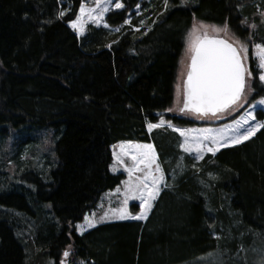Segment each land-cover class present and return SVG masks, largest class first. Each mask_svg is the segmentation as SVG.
I'll use <instances>...</instances> for the list:
<instances>
[{"label": "trees", "instance_id": "16d2710c", "mask_svg": "<svg viewBox=\"0 0 264 264\" xmlns=\"http://www.w3.org/2000/svg\"><path fill=\"white\" fill-rule=\"evenodd\" d=\"M69 1L0 0V154L20 171L19 181H9L0 157V264H62L66 251L72 264L264 261V129L201 161L181 149L176 132L147 130L162 117L197 125L169 111L193 21L227 22L244 39L264 43L258 1L168 0L166 7L152 0L122 31L89 26L82 38L69 23L83 0ZM121 1L122 10L106 15L110 27L124 25L143 3ZM256 63L248 68L251 104L264 98ZM47 134L48 169L21 170L24 149ZM121 141L154 144L167 188L145 224L108 222L80 235L75 225L126 178L110 170L112 146ZM139 210L132 202L130 211Z\"/></svg>", "mask_w": 264, "mask_h": 264}, {"label": "snow or ice", "instance_id": "6c2138e0", "mask_svg": "<svg viewBox=\"0 0 264 264\" xmlns=\"http://www.w3.org/2000/svg\"><path fill=\"white\" fill-rule=\"evenodd\" d=\"M111 2V0H109ZM168 0H165L167 7ZM115 8H123V4L116 0ZM97 7L100 8L98 16H93L95 9H86L83 4L80 7V16L71 27L83 34L84 21L81 17L87 15L93 22L102 20L104 13L109 11L108 7H100L97 0ZM64 15L63 12L60 13ZM129 21H125L128 23ZM108 28L109 25H103ZM255 27V25H251ZM208 26L202 22L194 23L188 36L186 55L190 59L187 66L186 79L183 80V88L177 85V100L183 96L181 113H193L197 118L207 119L217 117L218 114L227 109L237 106L244 99V93L247 86V79L252 77V72L246 67L245 60L248 57V46L246 43L237 41L238 46L228 42L226 39L216 36L210 37L207 31ZM214 33H227L228 24L225 22L223 27L211 26ZM119 31V28L116 29ZM251 39V37H249ZM110 47V45H109ZM256 58L258 59V69L264 70V43L254 45ZM184 76V73H181ZM259 80L264 81V71L258 73ZM261 106L264 111V98L252 104L251 108L256 109ZM171 111V109H169ZM249 120L256 121L249 124ZM165 122L161 119L157 123H148V131L161 127ZM248 125V127H244ZM169 127L172 125L169 123ZM243 129V131H241ZM264 129V122L257 121L253 111H248L240 119L235 121L234 125L223 129L218 133H213L205 129L195 137H189L185 130L173 127V131L185 137L184 143L180 145L186 153L195 152L198 159H203V153L208 152L213 156L221 148L237 145L251 139L258 131ZM230 133V134H229ZM128 156L133 161L131 168H125L129 174V181L125 182V207L113 211V215L120 220H146L148 213L153 207V202L157 199L161 191V185H166L164 179V170L158 162V155L152 144H121L120 152H113V157L118 165H124V157ZM143 166L141 168L140 166ZM113 167V171H115ZM144 171L143 178L137 177L133 183L131 177L134 172ZM129 200H139L140 212L137 215H130L126 207ZM107 213L101 217V222L107 218ZM86 224L77 226L81 234L86 228L95 227L96 221L85 217ZM65 257L69 256L66 251Z\"/></svg>", "mask_w": 264, "mask_h": 264}, {"label": "rangeland", "instance_id": "374dc122", "mask_svg": "<svg viewBox=\"0 0 264 264\" xmlns=\"http://www.w3.org/2000/svg\"><path fill=\"white\" fill-rule=\"evenodd\" d=\"M60 1L63 4H67V5L70 4L69 0H60ZM142 1H143V3L138 5L134 9L133 16L127 18V21H129V22L128 23H124V25H122V26L115 27V28L114 27H110V26L108 28H105L103 26L105 23H107L105 18H106V15L109 12L122 10L124 8V5H123V8H115L114 5H115L116 0H111V2H109V0H99L100 7L101 8L102 7H108L109 11L104 13L103 19L102 20H98V22H93L91 19H89V17L87 15L81 17V19L84 21L83 34H80L77 30H74L70 26L71 23L75 22L77 20V17L80 16V9H79L77 17L72 22L69 23V26L79 38H82V37L86 36L89 26L103 27V28H105V29H107V30H109L111 32H114V33L115 32H120V31L123 30V28L125 26H130L131 25V20L133 19V17L137 18L140 15H144V13L148 10L149 3H151L152 0H142ZM257 1H258V4H260V6H261V10L258 11V14L261 16L260 17L261 21L264 24V0H257ZM119 2L122 3L121 0H119ZM144 2L148 3V5H145ZM82 4L85 6L86 9H95V11L92 13L93 16H98L99 15L100 8L97 7V0H83ZM146 22H147V17L143 18L141 20V28L145 27L144 25H145ZM201 22L204 25L208 26L207 31H208L209 36L224 37L227 40H229L231 43H233L235 46H238L237 41L246 43L247 46H248V57L245 60L246 67L249 68V65H250L252 59L256 60L257 61L256 64L258 65V59L256 58V50L254 48V45L257 44V43H263V42H255L253 39H249V38L244 39L239 34H237L230 26H228L229 31L227 33L221 32V33L217 34V33H214L212 31L211 26L223 27L224 25H218V24H213V23L204 22V21H200V20H194L192 25L190 26L189 30L186 33L184 49L182 50L180 58H179V63H178V68H177V73H176V82H175V86H174V100H173V104H172V106L170 108L171 109L170 112H172L174 115H182L183 117L191 119L195 123H197L196 126L187 127V128L184 129L188 133L189 137H195V136L199 135V133L202 132L205 129H209L213 133H218L221 130L227 129L228 127L234 125L235 121L240 120L246 114V112H248L250 110L253 111L254 114L256 115L257 121L264 122V111L261 110V106L257 105L256 109H254V110L251 108L252 104L250 103V99H251V96L253 94V89H252L253 76L251 78L247 79V86H246L245 93H244V99L241 100L240 104L237 105V106H233L232 108H230L229 110H227V111H225L223 113L218 114L217 117L201 119V118H197V116L195 114H193V113H181L179 111V108L182 107L183 96L181 95V97L179 99V102H178V100H177V85L180 84L181 85V89L183 88V80L186 78L187 66L190 63V59L186 55L188 36H189V33L192 30L193 24L194 23L199 24ZM243 24H246V21ZM251 25H255V27L253 28V27H251ZM247 26L250 27L251 30L252 29H256V27H257V25L254 24V23L253 24L252 23H250V24L248 23ZM117 28H119V31H116ZM146 28H149V27H146ZM134 29L138 30L139 28H134ZM261 71H264V70H261ZM182 72L184 73V76H181ZM255 103H253V104H255ZM259 116H261L262 119L259 118ZM161 119L165 123L159 128L167 127L170 130H172L173 127L178 128V126H175V125H173L171 123L170 124L172 125V127H169L168 126L169 122H167L163 117L160 118L158 120V122H156V123L158 124ZM255 122L256 121L249 120V124H252V123H255ZM149 123H151V122H149ZM205 127H207V128H205ZM244 127L246 128V127H248V125H245ZM155 129H158V128H155ZM155 129H153L152 131H154ZM147 130H148V128H147ZM181 130H183V129H181ZM241 131H243V129H241ZM151 132H149V133H151ZM178 135L181 137V144H183L184 140H185V137L181 136L180 134H178ZM12 139L13 138H10V141H9V142H11V144H12ZM246 141H248V140H246ZM246 141H244V142H246ZM11 144H9L6 147V149H5V151L7 153L8 152L10 153V151L12 150ZM121 144H125V145H127V144H140V142H136V143H133V142L132 143H130V142L129 143L128 142H118V143H116V144H114L112 146V152L115 151V152L119 153ZM150 144H152V143H150ZM240 144H242V143H240ZM237 145H239V144H237ZM233 146H236V145H233ZM229 147H232V146H229ZM226 148H228V147H226ZM51 149H52V143H51V139H50V134H47L45 136V138H43L40 141V143L35 145L34 147L25 148L24 152H23V156L21 158L22 161H23V163L21 165V170H24V168L25 169L26 168H31V169H37V170L45 172L48 169L49 165L51 164L50 160L47 159V157H46V155H48V154H50L52 152ZM222 149H224V148H221L219 151H221ZM156 153H157V151H156ZM187 154L191 155L197 161H201L202 160V159H198L197 158V154L195 152H191V153H187ZM206 154H208V152H204L203 153V158L205 157ZM157 155H158V153H157ZM0 157L2 159L4 158V160L7 161L6 162L7 167L5 168V171L7 173V176L9 177V181H11V182L19 181L17 176H18V173L20 171L17 170L16 165L14 164V162L8 161L9 159L6 158V156L3 157L2 154H0ZM47 161H48L49 165L47 164ZM158 162L160 163L159 155H158ZM181 165H184L183 162H181ZM132 166H133V161L128 156L124 157V165L116 164V162L114 160V157H113V163H112V165L110 167L111 172L115 173V174L119 173V172H124L126 174V178L123 180L121 185L119 187H117L114 191L106 192V194H104L102 196V198L99 200V202L97 203V207L92 212H90L89 214L86 215V217H89L90 219H94L96 221V226H98L100 224H103V223H108V222L132 221V220H120V219L116 218L113 215V211L114 210L122 208V207H125V205L123 203L124 199H125V191H126L125 182L129 181V179H130L128 172L125 171V168L126 167L127 168H131ZM113 167H115V169H116L115 171H113ZM140 167L143 168L142 165ZM143 176H144V171L134 172L132 177H131V179H132L133 183H135L137 177L143 178ZM164 179H165V182H167L165 174H164ZM166 185H167V183H166ZM162 186L165 187V185H161V189H162ZM135 201H138V204H139V207H140L139 200H129L127 205H126L130 215H134V213H132L130 211V205H131L132 202H135ZM155 203L156 202L154 201L153 204H155ZM106 213L108 214L107 218L105 220H103V222H101V217H104ZM146 220H137V221H142L144 223ZM85 224H86V221L84 220L83 223L75 225L76 232L78 234L82 235L80 229L77 226H84ZM91 229H93V227L86 228L83 231V234H85L86 232H88ZM238 248L239 249H243L242 245H239ZM239 251H240V253H243V255L245 254V250L244 249L243 250H239ZM68 253H69V251H68ZM211 256H213V254L207 255L206 257H204V259H208ZM220 260H218V262H220ZM62 264H72L71 260H70V253H69L68 257H65V256L63 257ZM75 264H87V263L78 262V263H75ZM259 264H264V261L260 260Z\"/></svg>", "mask_w": 264, "mask_h": 264}, {"label": "crops", "instance_id": "0c3cea01", "mask_svg": "<svg viewBox=\"0 0 264 264\" xmlns=\"http://www.w3.org/2000/svg\"><path fill=\"white\" fill-rule=\"evenodd\" d=\"M178 128H179V129H183V130L185 129V128H182V127H178ZM205 128H207V127H205ZM174 132H176L177 134H179V132H177V131H174ZM121 142H128V143L130 142V143H132V141H121ZM133 143H136V142H133ZM140 144H149V143H143V142H141ZM152 145L154 146L153 143H152ZM154 148H155V147H154ZM155 150H156V149H155ZM160 187H161V186H160ZM165 188H167V186H165V187L162 186V189H161V191H160V194L162 193V191H163ZM160 194H159V196H160ZM159 196L157 197V199L155 200V202H157ZM154 206H155V204H153V207H152L151 211L148 213V216H150V214H151V212H152ZM139 212H140V210H139ZM139 212H138V213H134V215L139 214ZM148 218H149V217H148Z\"/></svg>", "mask_w": 264, "mask_h": 264}, {"label": "water", "instance_id": "95a60500", "mask_svg": "<svg viewBox=\"0 0 264 264\" xmlns=\"http://www.w3.org/2000/svg\"><path fill=\"white\" fill-rule=\"evenodd\" d=\"M210 37H214V36H210ZM216 37H218V36H216ZM218 38H222V39H226V38H224V37H218ZM227 40V39H226ZM228 42H230L229 40H228ZM231 43V42H230ZM235 46V45H234ZM186 79V78H185ZM183 106V105H182ZM232 108V107H231ZM230 109V108H229ZM229 109H227V110H229ZM226 110V111H227ZM147 221V220H146ZM146 221L144 222V224L146 223Z\"/></svg>", "mask_w": 264, "mask_h": 264}]
</instances>
